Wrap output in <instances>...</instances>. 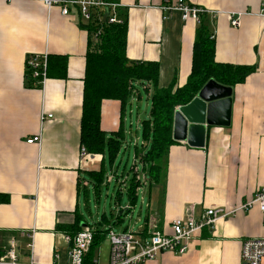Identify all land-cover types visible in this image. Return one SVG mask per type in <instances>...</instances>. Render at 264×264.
Returning <instances> with one entry per match:
<instances>
[{"label":"crops","instance_id":"0c3cea01","mask_svg":"<svg viewBox=\"0 0 264 264\" xmlns=\"http://www.w3.org/2000/svg\"><path fill=\"white\" fill-rule=\"evenodd\" d=\"M165 1L119 0L128 8L126 54L130 61L158 63L161 89L174 78L182 88L191 73L198 24L183 20L178 11L164 20ZM168 1L175 5L183 0ZM185 2L217 14L208 17L217 63L257 66V71L231 88V125L208 128L204 149L177 142L169 150L159 185L149 187L145 174L138 175V194L147 204L136 232L142 237L153 230L171 236L174 220L197 218L208 209H236L264 187V0ZM231 14H244L236 28ZM87 44L88 33L80 27L76 10L63 16L44 0H0V258L15 240L19 264H69L67 236L56 228L73 224L75 211L82 213L81 199L87 208L91 191L96 201L101 194L83 178L100 170L103 156H80ZM30 55L66 57L67 79L47 78L42 88H28ZM147 87L138 85L124 111L119 101L103 103L101 129L107 138L122 131L125 146H130L129 138L136 147L147 146L142 141V122L151 111ZM143 94L148 102L144 117L138 107L134 117ZM37 137L39 143H27ZM134 166L139 174L142 166L135 153ZM106 185L105 180L102 189ZM83 188L89 190L87 201ZM117 190L121 194L115 210L107 214L105 208L97 222L103 215L112 220L115 211L129 214L126 189ZM121 225L115 227L117 233L132 232L119 229ZM261 238L264 216L253 208L220 220L213 233L204 230L186 254L164 252L145 264H243V242Z\"/></svg>","mask_w":264,"mask_h":264},{"label":"trees","instance_id":"16d2710c","mask_svg":"<svg viewBox=\"0 0 264 264\" xmlns=\"http://www.w3.org/2000/svg\"><path fill=\"white\" fill-rule=\"evenodd\" d=\"M106 1L121 4L119 0ZM112 15L117 19L114 24L103 21L102 11L94 13L90 22H83L78 14L80 27L88 33L80 144L87 153L103 156L100 170L86 172L83 180L93 187L96 195H99L105 183L106 163L108 162L110 168H114L125 141L122 131L110 138L102 131L101 109L104 102L119 101L124 111L135 92H139L138 85L148 86L146 92L152 93L150 117L142 122V141L147 146L134 147L135 158L141 164L142 173L151 187L161 183L169 150L177 144L172 137L177 109L189 105L211 80L224 87L234 88L245 83L247 78L257 71V66H234L216 62V42L209 28V15H202L196 31L192 69L186 85L182 88L177 87L174 78L167 88L161 89L158 84L160 74L158 63L130 61L127 58L128 8L118 7L114 12L111 11ZM47 60L48 79H67L66 57L48 56ZM25 79L28 88H42L38 80L32 77L27 64ZM138 175L134 173L124 185L129 212L137 207L140 200L138 190L142 184ZM88 193V189H82L86 201ZM117 194L120 196L121 191L117 190ZM115 212L111 215L112 220L103 215L102 220L104 219L105 223L101 220L89 224L81 211L76 210L73 224L58 225L56 230L74 239L82 231V225L86 223L92 229L93 241L84 264H96L99 246L106 240L110 230H115L126 217L125 213L120 216L119 212H116L118 215L115 217Z\"/></svg>","mask_w":264,"mask_h":264},{"label":"built area","instance_id":"2783aa9c","mask_svg":"<svg viewBox=\"0 0 264 264\" xmlns=\"http://www.w3.org/2000/svg\"><path fill=\"white\" fill-rule=\"evenodd\" d=\"M47 8L58 7L63 16H69L72 10L81 16L83 22H90L93 14L102 11L108 12L107 20L110 24L116 23V16H111L118 7H124L121 4L109 3L106 0H44ZM167 13L164 20L168 19V14L178 11L182 14L183 20H192L196 24L201 23L202 15L216 16L214 12L198 6H190L184 1L175 5L167 0L161 8ZM244 14L235 16L229 15L231 25L238 27L240 19ZM103 16V19H104ZM27 67L32 73V77L38 80V84L43 86L47 80L48 60L47 56L30 55L27 57ZM52 118V116H48ZM44 119V118H43ZM40 138L28 140V144L39 143ZM82 159L88 158L89 154L83 147L80 154ZM253 208H258L264 216V187L260 188L255 197L236 209L214 208L204 211L199 217H190L187 219H176L171 224L172 235L167 236L163 233L153 230L147 236L142 237L133 232L119 234L111 229L108 238L110 240L109 264H145L148 261L155 260L160 254L170 252L178 256L186 254L193 242L200 236L204 230L214 232L217 223L220 220H226L235 216L239 212H248ZM69 243V264H84V260L89 252L93 241L92 229L88 226L82 228V231L74 238L67 237ZM243 264H263L264 263V238L248 239L243 242L242 248ZM0 264H19L17 255V244L15 240L10 242L9 249L0 258ZM29 264H34L30 262ZM97 264V263H96Z\"/></svg>","mask_w":264,"mask_h":264},{"label":"water","instance_id":"95a60500","mask_svg":"<svg viewBox=\"0 0 264 264\" xmlns=\"http://www.w3.org/2000/svg\"><path fill=\"white\" fill-rule=\"evenodd\" d=\"M108 12L103 21L106 22ZM232 89L209 81L197 97L174 115L173 140L190 148L204 149L208 128L231 125Z\"/></svg>","mask_w":264,"mask_h":264},{"label":"rangeland","instance_id":"374dc122","mask_svg":"<svg viewBox=\"0 0 264 264\" xmlns=\"http://www.w3.org/2000/svg\"><path fill=\"white\" fill-rule=\"evenodd\" d=\"M143 99L144 100L142 101V103L135 105L134 117H136L138 113L137 107L141 109L139 114H141L144 117L143 113L146 109V104L148 103L146 96L144 94H143ZM128 142L129 143L131 142V144H129L130 146L128 145L123 146L124 149L121 155L119 156L118 163L114 166V168H110L108 162L106 163L107 175L105 180L107 185L105 186V188L102 189L101 194L98 197V200L96 201L93 191H91L90 201L87 208L85 201L83 200V198L81 199L82 213L85 215L86 220L90 224L96 223L97 221L100 220V217L104 213L105 208L107 210V214L110 213L111 208L115 210L114 206L117 203V196H118L117 189H119V187L124 189V185L128 183V181L133 177V174L135 173L132 170V168L135 167L134 166L135 146L132 144L130 138L128 139ZM138 170L140 171L139 177L140 178L143 177L141 168H139ZM122 175H124V177H122ZM124 200L126 201L125 196H124ZM146 212H147L146 202L139 200L137 207L133 209L132 212H129V214L126 215L127 218L119 229L121 228L125 229L129 227L132 232L137 234L136 232H138V229L143 224V220L146 216ZM110 248H111L110 240L107 237L106 240L99 246L96 252L97 264H109Z\"/></svg>","mask_w":264,"mask_h":264}]
</instances>
